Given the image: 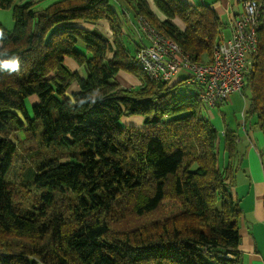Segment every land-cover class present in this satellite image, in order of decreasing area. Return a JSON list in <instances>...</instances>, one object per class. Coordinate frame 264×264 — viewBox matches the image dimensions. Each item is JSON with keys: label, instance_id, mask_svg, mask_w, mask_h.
<instances>
[{"label": "trees", "instance_id": "1", "mask_svg": "<svg viewBox=\"0 0 264 264\" xmlns=\"http://www.w3.org/2000/svg\"><path fill=\"white\" fill-rule=\"evenodd\" d=\"M41 2L0 0L15 21L0 23V58L20 60L0 69V264H243L246 151L207 110L234 92L210 105L203 84L150 80L134 64L142 19L202 65L229 22L183 0ZM247 62L235 92L245 130L254 118L264 135V12Z\"/></svg>", "mask_w": 264, "mask_h": 264}, {"label": "built area", "instance_id": "2", "mask_svg": "<svg viewBox=\"0 0 264 264\" xmlns=\"http://www.w3.org/2000/svg\"><path fill=\"white\" fill-rule=\"evenodd\" d=\"M263 3L243 0V12L229 21L232 36L216 44L213 62L202 65L193 61L182 47L171 38L163 36L156 27L142 19L149 43L137 49L134 64L143 70L150 80L169 81L186 73L192 81L204 85L201 97L210 105L224 100L243 87L244 73L248 69L247 55L257 47L260 17Z\"/></svg>", "mask_w": 264, "mask_h": 264}, {"label": "rangeland", "instance_id": "3", "mask_svg": "<svg viewBox=\"0 0 264 264\" xmlns=\"http://www.w3.org/2000/svg\"><path fill=\"white\" fill-rule=\"evenodd\" d=\"M242 5H243V0H242ZM14 22L15 21L13 18L12 8L0 9V23L4 27L11 30L14 27ZM177 22L180 26H183V23L179 19H177ZM137 26H139L138 23ZM223 30H224L223 31L224 35L228 38L229 33L231 32L230 28L226 26ZM132 33H134V36L131 38L133 39L132 40L133 44L131 45L132 47L134 46L136 47V43H140L141 40L138 36V31L136 29ZM140 36L144 38L143 35ZM116 78L118 81H123L120 76H117ZM78 89H79L78 84L74 83L70 88L69 92L72 93L73 91H76ZM30 101H31L30 99L27 100L29 107H30ZM247 105H248V99L243 95V93L234 92L233 94H231L229 100L225 101L224 103H222L220 106L217 107H212V108L207 107V110H209L210 115L213 116L212 117L213 121L218 131L221 134L224 133L225 123H227L232 128L238 130L240 135L239 138L240 149L242 150V152L243 150L244 151L248 150L249 152L253 151L256 154L258 166L260 167V173L264 174L263 167L259 158L260 157L259 151L264 148V135L262 131L254 124V118H251V123L248 122V128L247 130H245L243 126L244 119L242 117V112L245 110V107L247 109ZM128 122H129V118L127 116L121 118L122 124H127ZM134 122L140 123L139 120H135ZM248 132L251 133V137L248 136ZM240 161L242 165L237 169L236 191L238 196L241 198V205L245 210V221L242 223L241 226V234L244 224L250 227V233H253L254 231L255 234L250 235V240H252V242H250L251 246L254 245L255 241L256 242L258 241V247L260 250L259 253L262 256V259L264 260V220H261L255 213L257 190L255 185L250 184L251 180H253V177L254 178L257 177L253 176L251 174L253 170L249 169L248 164L250 161H249L248 153L247 155H245L244 162H242L241 158ZM17 166L18 164L16 165V167ZM13 172L14 169H12L8 174L9 179H13ZM241 252L242 255L244 252L245 259L243 261V264H245L248 262V258L250 257V252L246 250L245 251L241 250Z\"/></svg>", "mask_w": 264, "mask_h": 264}, {"label": "crops", "instance_id": "4", "mask_svg": "<svg viewBox=\"0 0 264 264\" xmlns=\"http://www.w3.org/2000/svg\"><path fill=\"white\" fill-rule=\"evenodd\" d=\"M55 0H42L41 4L43 6H48L50 3H52ZM184 2L191 4V5H199V4H206L212 6L224 20L228 23L231 19L234 17L238 16L243 12V5H242V0H183ZM101 30H103L105 33L107 31L100 27ZM230 35V33H229ZM227 37L223 33V39H226ZM142 39V37H141ZM142 41L144 43H149L150 41L146 38H143ZM187 75L186 73L181 72L180 75ZM179 77V76H178ZM122 82L127 84L128 82H132V80L128 81L129 79L125 76H122ZM251 132V131H250ZM248 132V136L251 137V133ZM248 153L249 156V169L253 170L251 174L257 178H254L251 180L250 184L256 186L257 190V195H256V208H255V213L256 215L261 219L264 220V203H263V197H264V174L260 173V167L258 166L257 162V156L256 154L251 151L249 152L248 150L246 151V155ZM260 158V157H259ZM261 162V160H260ZM262 164V163H261ZM257 165V168H256ZM252 168V169H251ZM254 235L253 233H250V227L247 226L246 224L243 225L242 228V240H241V245L240 248L243 251H249L250 252V257L248 258V262L245 264H264V260L262 259V256L260 255V250L258 247V241L254 243L253 246H251L252 240H250V235ZM244 240V241H243ZM244 252H243V261H244Z\"/></svg>", "mask_w": 264, "mask_h": 264}, {"label": "clouds", "instance_id": "5", "mask_svg": "<svg viewBox=\"0 0 264 264\" xmlns=\"http://www.w3.org/2000/svg\"><path fill=\"white\" fill-rule=\"evenodd\" d=\"M4 34L0 31V42L3 41ZM6 51H0V57H4ZM0 69L7 70L9 72H17L20 69V60L18 57L3 59L0 58Z\"/></svg>", "mask_w": 264, "mask_h": 264}]
</instances>
